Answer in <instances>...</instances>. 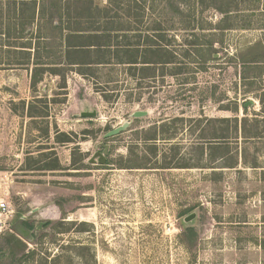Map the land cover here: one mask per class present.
<instances>
[{
    "label": "rangeland",
    "instance_id": "rangeland-1",
    "mask_svg": "<svg viewBox=\"0 0 264 264\" xmlns=\"http://www.w3.org/2000/svg\"><path fill=\"white\" fill-rule=\"evenodd\" d=\"M133 1L126 42L173 64L54 67L59 44L0 38V264H264V0Z\"/></svg>",
    "mask_w": 264,
    "mask_h": 264
},
{
    "label": "trees",
    "instance_id": "trees-1",
    "mask_svg": "<svg viewBox=\"0 0 264 264\" xmlns=\"http://www.w3.org/2000/svg\"><path fill=\"white\" fill-rule=\"evenodd\" d=\"M96 1L98 0H0V38L11 37L9 32L15 30L19 34L18 39H31V47L32 40L35 41L33 48L35 58L40 57L37 54L41 48L48 49L59 44L60 52L56 53V56L60 62L52 61L54 54L48 56L50 58L48 60L51 61L48 65L54 67L61 64L68 68L74 66L81 68L86 65L89 68L112 67L116 64L138 65L141 54H143L142 70L174 63L175 52L163 46L151 44L153 43L151 38H148L150 42L145 47L141 44L135 46L126 42L129 32L133 31L130 28V21L135 19L138 24L144 22L146 18L144 6L137 5L133 0H106L105 5L98 4ZM182 23L188 22L183 20ZM160 25L151 30L160 31ZM186 27L191 26L187 24ZM119 33L123 35L121 37L123 42L120 40L116 43L115 41H119ZM22 48L32 49L26 46ZM140 48H144L143 53ZM259 48L261 47L257 46L253 51ZM198 49L196 53H199L201 48ZM111 50H115L114 53H111ZM23 52L28 57L25 58L27 61L21 65L31 64L32 52ZM74 56L79 57L80 60L74 59ZM113 56L117 57L116 63L112 60ZM86 58L90 60H85ZM50 69L53 74H57L58 68ZM135 157L138 158L137 155ZM132 167L131 165L129 168ZM27 228L32 230L30 227ZM9 242L18 250L25 248V244L16 236L9 238Z\"/></svg>",
    "mask_w": 264,
    "mask_h": 264
},
{
    "label": "water",
    "instance_id": "water-1",
    "mask_svg": "<svg viewBox=\"0 0 264 264\" xmlns=\"http://www.w3.org/2000/svg\"><path fill=\"white\" fill-rule=\"evenodd\" d=\"M254 102H249L246 104V107H249L250 105H253ZM148 115V112H135L132 114V118L137 119V118H142ZM97 116V112H83L82 113V117H96ZM130 127V122L127 121L124 124H122L121 126L107 132L105 134V139H110L113 137H116L118 135H120L121 133L125 132L128 128ZM103 152H97L94 154V156L89 160V162L91 164H95V163H99L102 165H105L107 163V157L109 155L110 152V146L107 144H103ZM196 213H192L189 216H187L184 219L185 223H189L192 220H194L196 218ZM26 217H22L20 218L19 222L15 225H13V229L15 230V232L21 236L22 238H24L25 240L28 241H32L33 240V231L28 229L27 227L24 226V222L26 221ZM43 225V224H42Z\"/></svg>",
    "mask_w": 264,
    "mask_h": 264
},
{
    "label": "built area",
    "instance_id": "built-area-1",
    "mask_svg": "<svg viewBox=\"0 0 264 264\" xmlns=\"http://www.w3.org/2000/svg\"><path fill=\"white\" fill-rule=\"evenodd\" d=\"M14 214V210L11 209V206L9 205L8 202H2L0 204V217L3 220H0V234L3 233V227L2 225L6 226V222L8 219Z\"/></svg>",
    "mask_w": 264,
    "mask_h": 264
},
{
    "label": "flooded vegetation",
    "instance_id": "flooded-vegetation-1",
    "mask_svg": "<svg viewBox=\"0 0 264 264\" xmlns=\"http://www.w3.org/2000/svg\"><path fill=\"white\" fill-rule=\"evenodd\" d=\"M25 226L30 227L28 223H25Z\"/></svg>",
    "mask_w": 264,
    "mask_h": 264
}]
</instances>
